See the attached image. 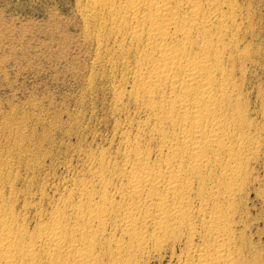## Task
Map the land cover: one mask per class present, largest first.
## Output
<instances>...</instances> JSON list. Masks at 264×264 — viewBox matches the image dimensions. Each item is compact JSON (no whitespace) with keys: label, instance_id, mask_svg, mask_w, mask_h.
<instances>
[{"label":"bare ground","instance_id":"1","mask_svg":"<svg viewBox=\"0 0 264 264\" xmlns=\"http://www.w3.org/2000/svg\"><path fill=\"white\" fill-rule=\"evenodd\" d=\"M239 1L80 0L93 64L111 77L109 113L124 115L50 197L35 176L20 182L28 158L0 156V264H250L242 208L258 181L264 90L251 109Z\"/></svg>","mask_w":264,"mask_h":264},{"label":"rangeland","instance_id":"2","mask_svg":"<svg viewBox=\"0 0 264 264\" xmlns=\"http://www.w3.org/2000/svg\"><path fill=\"white\" fill-rule=\"evenodd\" d=\"M76 1L0 0V156L7 157L9 154L8 157L11 155L10 158L18 165L27 161L25 167L21 164L23 166L14 169L18 172L20 182L28 176L30 179L35 176L32 177L35 180L33 182L38 183H34V187L52 182L43 188L49 197L59 191L61 180L68 177L66 168L79 169L82 150L108 147L107 141L112 136L111 125L115 119L121 121L124 115V111L118 117L109 113L112 103L107 87L111 77L101 63L93 64L92 36L83 33L82 16L79 6H76L80 0ZM239 3L244 4L249 15L253 16H250L252 31H249L252 39L249 35L246 39H250L251 53H255L251 55L255 59L252 57L254 62L250 64L251 67L248 66L251 69L247 68L246 73L249 75H245L244 85L248 87L249 107L255 109L259 106L258 92L264 90V0H240ZM248 4L251 5L247 7ZM250 10H254V13ZM95 71L102 73L97 75ZM103 77L104 83H101ZM93 79L99 82L92 83ZM98 86L101 87L98 89ZM249 90L253 92L249 93ZM253 95H257V99ZM252 102H255L256 107ZM18 149H22L25 154ZM262 149L260 159L254 165L259 183L257 181L258 184L251 186L254 189H249L244 200L247 203L242 208L245 239L247 237L249 240L246 239V250H250H245L244 255L249 256L250 264H264V147ZM13 152L20 154L16 153L19 156L14 157ZM53 188L58 191L55 192ZM163 262H170L168 255ZM150 264L158 262L152 261Z\"/></svg>","mask_w":264,"mask_h":264}]
</instances>
